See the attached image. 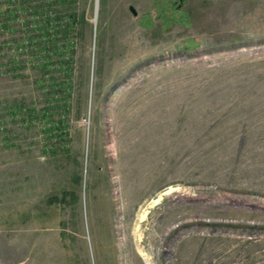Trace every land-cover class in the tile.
<instances>
[{
	"label": "rangeland",
	"instance_id": "1",
	"mask_svg": "<svg viewBox=\"0 0 264 264\" xmlns=\"http://www.w3.org/2000/svg\"><path fill=\"white\" fill-rule=\"evenodd\" d=\"M0 264H264V0H0Z\"/></svg>",
	"mask_w": 264,
	"mask_h": 264
},
{
	"label": "trees",
	"instance_id": "2",
	"mask_svg": "<svg viewBox=\"0 0 264 264\" xmlns=\"http://www.w3.org/2000/svg\"><path fill=\"white\" fill-rule=\"evenodd\" d=\"M21 2V1H20ZM20 6H22V7H25V8H27L28 6H27V3H25V2H23V3H20L19 4ZM18 6V5H17ZM16 8V7H15ZM17 9V8H16ZM16 9H14L15 11H16ZM13 11V10H12ZM10 12V11H9ZM10 14V13H9ZM12 17V16H11Z\"/></svg>",
	"mask_w": 264,
	"mask_h": 264
},
{
	"label": "water",
	"instance_id": "3",
	"mask_svg": "<svg viewBox=\"0 0 264 264\" xmlns=\"http://www.w3.org/2000/svg\"><path fill=\"white\" fill-rule=\"evenodd\" d=\"M131 11H132L135 15H137V11L135 10V8H134L133 6H131Z\"/></svg>",
	"mask_w": 264,
	"mask_h": 264
},
{
	"label": "built area",
	"instance_id": "4",
	"mask_svg": "<svg viewBox=\"0 0 264 264\" xmlns=\"http://www.w3.org/2000/svg\"><path fill=\"white\" fill-rule=\"evenodd\" d=\"M84 123H85V124H87V123H88V121L85 119V120H84Z\"/></svg>",
	"mask_w": 264,
	"mask_h": 264
},
{
	"label": "bare ground",
	"instance_id": "5",
	"mask_svg": "<svg viewBox=\"0 0 264 264\" xmlns=\"http://www.w3.org/2000/svg\"><path fill=\"white\" fill-rule=\"evenodd\" d=\"M170 191V190H169ZM156 201V200H155Z\"/></svg>",
	"mask_w": 264,
	"mask_h": 264
},
{
	"label": "flooded vegetation",
	"instance_id": "6",
	"mask_svg": "<svg viewBox=\"0 0 264 264\" xmlns=\"http://www.w3.org/2000/svg\"><path fill=\"white\" fill-rule=\"evenodd\" d=\"M172 2V1H171ZM173 3V2H172Z\"/></svg>",
	"mask_w": 264,
	"mask_h": 264
}]
</instances>
